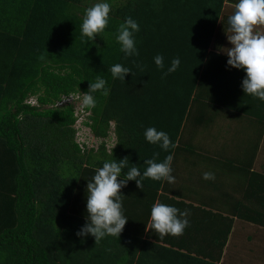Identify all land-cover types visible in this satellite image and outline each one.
<instances>
[{
	"label": "trees",
	"instance_id": "trees-1",
	"mask_svg": "<svg viewBox=\"0 0 264 264\" xmlns=\"http://www.w3.org/2000/svg\"><path fill=\"white\" fill-rule=\"evenodd\" d=\"M226 1L109 0V25L89 41L81 24L98 0H0V264H232L224 257L235 217L264 228V175L253 173L235 216L181 200L167 182L145 180L140 189L129 181L121 189L129 220L119 239L95 243L76 235L96 170L124 157L140 165L155 152L158 162L176 158L195 101L264 119V102L242 90L244 71L228 67L220 52L229 27ZM128 16L141 28L140 54L124 58L116 34ZM157 54L166 67L179 57V68L163 76ZM116 63L132 69L125 82L111 77ZM97 75L110 91L95 94L86 125L102 141L87 147L76 140L75 104L59 103L87 92ZM147 127L167 132L175 148L166 153L147 143ZM155 203L190 212L182 235L160 237L150 229Z\"/></svg>",
	"mask_w": 264,
	"mask_h": 264
},
{
	"label": "clouds",
	"instance_id": "clouds-1",
	"mask_svg": "<svg viewBox=\"0 0 264 264\" xmlns=\"http://www.w3.org/2000/svg\"><path fill=\"white\" fill-rule=\"evenodd\" d=\"M109 0H98L93 6L85 9L81 24V36L89 41H95L109 25ZM227 39L229 48H220V52L227 55V66L243 70L245 77L242 80V90L245 95L264 102V0H237L234 11L228 17ZM141 31L139 23L128 16L118 27L116 42L124 58L139 56L136 34ZM43 59V57H41ZM157 69L163 76L175 72L180 64L179 57L171 60L170 66L165 65V57L157 54L154 58ZM166 69V70H165ZM113 80L125 82L126 76L132 75V69L122 63H116L109 69ZM110 89L108 81L97 75L94 82L89 83L87 92L82 93L81 107L92 110L96 107V93L108 95ZM73 93L71 95H79ZM80 97H74L75 104ZM145 141L157 146L164 152L175 148L169 134L155 127L144 130ZM159 152L153 153L152 158L144 159L143 164L130 163L128 157L113 159L103 163L95 174L88 180L86 187V222L77 231L81 238L92 236L95 243L107 237H120L129 218L123 212L121 189L129 181H135L140 189L145 180L167 182L175 184L176 178L172 174L173 155L168 154L158 162ZM127 169V171H125ZM123 174V176H122ZM204 180H214L213 172H204ZM190 212L164 203H155L150 213V229L160 237L167 235L180 236L189 226Z\"/></svg>",
	"mask_w": 264,
	"mask_h": 264
},
{
	"label": "crops",
	"instance_id": "crops-1",
	"mask_svg": "<svg viewBox=\"0 0 264 264\" xmlns=\"http://www.w3.org/2000/svg\"><path fill=\"white\" fill-rule=\"evenodd\" d=\"M230 2L237 1H226L224 15L227 17L235 8ZM225 44V48L231 47L228 39ZM176 152L172 173L176 181L170 184L176 196L188 203L235 216L237 203L245 200L246 193L254 186L253 173L260 179L259 175H264V119L211 102L195 101ZM209 171L215 174L214 180L203 179V173ZM235 218L224 260L249 264L252 258H248L247 253L244 259L240 258L239 250L232 257L228 255L237 225L241 222L255 225Z\"/></svg>",
	"mask_w": 264,
	"mask_h": 264
},
{
	"label": "rangeland",
	"instance_id": "rangeland-1",
	"mask_svg": "<svg viewBox=\"0 0 264 264\" xmlns=\"http://www.w3.org/2000/svg\"><path fill=\"white\" fill-rule=\"evenodd\" d=\"M121 1V0H120ZM237 1V0H236ZM236 3L230 2V5H235ZM228 13V12H227ZM72 98L80 97V99L76 102V115L78 116V121L75 124V128L77 130L76 140L81 145H85L87 147H98L102 141V138H97L94 136L91 127L86 125V121L89 120L90 115L93 114L92 110L83 109L81 107L82 93L79 95H71ZM69 95H64L60 105H64L66 103H71V99ZM35 99H32L34 103ZM74 103V102H73ZM114 126L111 127V132H113ZM108 141V149L110 150L116 143V138L114 133H112L111 140ZM241 222V221H240ZM235 238H233L232 247L229 251V256L232 257L234 253L238 250L241 253L240 258L244 259L246 253L248 254V258H255L259 254V257L254 259L256 264H264V230L258 225L239 223L236 227ZM249 235L252 237L249 239Z\"/></svg>",
	"mask_w": 264,
	"mask_h": 264
},
{
	"label": "built area",
	"instance_id": "built-area-1",
	"mask_svg": "<svg viewBox=\"0 0 264 264\" xmlns=\"http://www.w3.org/2000/svg\"><path fill=\"white\" fill-rule=\"evenodd\" d=\"M69 98H72V96H70ZM73 100H74V98H72L70 102H72Z\"/></svg>",
	"mask_w": 264,
	"mask_h": 264
}]
</instances>
